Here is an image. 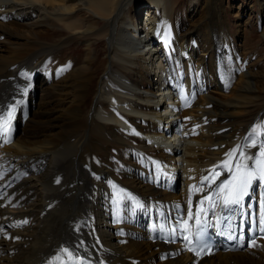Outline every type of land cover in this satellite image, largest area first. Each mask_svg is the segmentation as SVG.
Listing matches in <instances>:
<instances>
[{
	"label": "bare ground",
	"instance_id": "obj_1",
	"mask_svg": "<svg viewBox=\"0 0 264 264\" xmlns=\"http://www.w3.org/2000/svg\"><path fill=\"white\" fill-rule=\"evenodd\" d=\"M188 1V16L200 12ZM184 12L175 0H0V107L24 101L0 135V264H264L258 180L241 205L209 208L244 249L197 260L172 244L190 186L264 125V58L249 65L221 11L222 22ZM229 177L193 192V211Z\"/></svg>",
	"mask_w": 264,
	"mask_h": 264
},
{
	"label": "snow or ice",
	"instance_id": "obj_2",
	"mask_svg": "<svg viewBox=\"0 0 264 264\" xmlns=\"http://www.w3.org/2000/svg\"><path fill=\"white\" fill-rule=\"evenodd\" d=\"M0 19H7L6 17H0ZM168 36V33H165ZM26 78L30 79L27 73H22ZM29 84L22 90V95H27ZM182 99H186L182 95ZM24 103L23 99H15L13 103H8L6 106L0 107V135H4L10 132L12 127V121L15 118L17 108ZM264 135V125H257L251 129L248 137L245 139L248 143L243 145H236L228 152L225 153V159L219 164L214 165L211 169L207 170L208 174L200 178L199 185L193 184L189 188V199L186 214H182L176 221L175 227H172L169 231L174 236L179 233L183 240L189 245L193 241L189 238L191 233V224L201 226L206 223V217L209 208L215 209L217 204L223 206L242 204L244 198L249 195V189L253 185L254 181L264 182V141L258 143L255 137ZM258 148L256 154H248L246 149ZM251 162V164L249 163ZM159 167V165H157ZM222 170L227 171L230 174L229 179L220 182L215 190L208 195H204L198 202L193 211L192 193L205 192L207 188H211L215 185L217 179L221 176ZM2 178V177H0ZM59 183V180H57ZM205 203L208 204V208L204 207ZM177 209L180 205H176ZM261 213L259 216V222L257 225L258 231L264 234V200L261 201ZM27 223V221H24ZM163 231V229H161ZM123 233H121L122 235ZM235 239V237H230ZM252 246L255 245V239L251 241ZM189 251H195L192 247L188 248ZM69 260L72 259V253L68 249L62 250ZM195 254L199 256L200 251H195ZM59 259V258H57Z\"/></svg>",
	"mask_w": 264,
	"mask_h": 264
},
{
	"label": "rangeland",
	"instance_id": "obj_3",
	"mask_svg": "<svg viewBox=\"0 0 264 264\" xmlns=\"http://www.w3.org/2000/svg\"><path fill=\"white\" fill-rule=\"evenodd\" d=\"M196 1H198V6L196 5V3L194 6L197 8L200 7V9H199L200 12H198L194 16H188V14L190 13L189 12L190 10L188 8L191 6L190 1H188V0H175L176 5H179V6L182 5L185 9V12L180 17L181 20L187 19L188 22H198V20L201 18V19H203V21L208 22V21H211L210 20V17H211L210 12H212L213 10H216L218 22H222V17L220 16V11H221L223 18H224L223 20H226V22L228 24V32L225 30L226 35H229L231 38H233L234 42H236L238 44V47L243 52V54H245L246 56H250V55L255 56V59L250 61L251 63L249 62V65H252L253 67L254 66L257 67L259 64L263 65L262 61H260V60L262 58H264V38L260 37L261 26L259 24V22H261V18L263 16V13H262L261 7L258 6L256 0H222V6L218 7V8L214 5H211V7H208V4H206V0L205 1L204 0H196ZM214 7H216V8H214ZM143 8H144V6L139 5V4L136 5V8H135L137 15L139 14V17H141V15H142V17H141L142 22L145 19V17H143L144 16ZM239 11L244 12L245 16H243V17L237 16ZM212 21H216V20L214 19ZM141 24H143V23H141ZM249 35L251 37H249ZM246 44H249L250 47L255 46V48L254 49L248 48L247 46H245ZM79 45L80 44H75V45L72 44L71 46L75 47V46H79ZM200 46H201V43H199L197 45V48ZM71 51H73V50H71ZM68 52H70V51H68ZM103 57H104V55L101 56L102 59H103ZM37 87H39V85ZM32 90L35 91V93L33 95L34 102L35 103H42L44 101V96H45L44 95V89L42 87H40V89L37 91V93H36L35 87ZM135 232H137V231H135ZM248 243H249V240H248ZM251 247H252V244L249 243L248 248H251Z\"/></svg>",
	"mask_w": 264,
	"mask_h": 264
}]
</instances>
